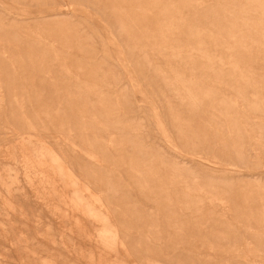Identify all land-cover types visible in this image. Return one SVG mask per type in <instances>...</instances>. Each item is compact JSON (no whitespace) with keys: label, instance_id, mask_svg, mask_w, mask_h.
I'll return each mask as SVG.
<instances>
[{"label":"rangeland","instance_id":"obj_1","mask_svg":"<svg viewBox=\"0 0 264 264\" xmlns=\"http://www.w3.org/2000/svg\"><path fill=\"white\" fill-rule=\"evenodd\" d=\"M0 264H264V0H0Z\"/></svg>","mask_w":264,"mask_h":264}]
</instances>
